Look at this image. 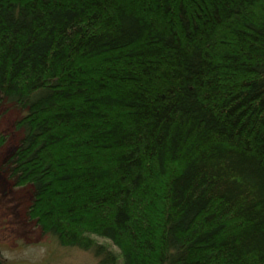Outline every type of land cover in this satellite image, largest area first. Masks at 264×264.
<instances>
[{"label": "trees", "instance_id": "trees-1", "mask_svg": "<svg viewBox=\"0 0 264 264\" xmlns=\"http://www.w3.org/2000/svg\"><path fill=\"white\" fill-rule=\"evenodd\" d=\"M0 101L59 245L264 264V0H0Z\"/></svg>", "mask_w": 264, "mask_h": 264}, {"label": "rangeland", "instance_id": "rangeland-1", "mask_svg": "<svg viewBox=\"0 0 264 264\" xmlns=\"http://www.w3.org/2000/svg\"><path fill=\"white\" fill-rule=\"evenodd\" d=\"M22 114L0 101V264H97L90 252L59 245L28 216L30 187L16 186L7 164L21 136L16 122Z\"/></svg>", "mask_w": 264, "mask_h": 264}]
</instances>
